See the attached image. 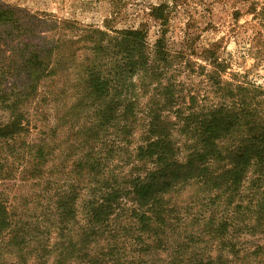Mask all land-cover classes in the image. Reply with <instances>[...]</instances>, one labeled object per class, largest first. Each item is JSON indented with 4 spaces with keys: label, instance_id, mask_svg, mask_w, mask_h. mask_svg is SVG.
<instances>
[{
    "label": "trees",
    "instance_id": "obj_1",
    "mask_svg": "<svg viewBox=\"0 0 264 264\" xmlns=\"http://www.w3.org/2000/svg\"><path fill=\"white\" fill-rule=\"evenodd\" d=\"M149 14L161 21L152 48L145 27H81L53 16L40 30L0 4V264H220L161 235L172 218L163 196L190 181L229 207L251 173L257 220L264 214V88L224 79L211 48L205 87L188 88L178 76L190 66V34L173 49L164 6ZM36 121L40 135L28 138ZM13 180L54 192L18 198L6 191ZM223 210L214 222L211 207L206 226L226 245L228 228L247 226ZM120 216L138 221L135 240L151 255L164 246L168 259H129L133 250L118 247Z\"/></svg>",
    "mask_w": 264,
    "mask_h": 264
},
{
    "label": "rangeland",
    "instance_id": "obj_2",
    "mask_svg": "<svg viewBox=\"0 0 264 264\" xmlns=\"http://www.w3.org/2000/svg\"><path fill=\"white\" fill-rule=\"evenodd\" d=\"M0 4L14 8L26 20L31 18L33 24L40 23L38 26L40 30L46 29L47 25L43 23L45 20L52 24L54 17L58 20H74L81 27L103 26L105 21L113 29L145 27L150 48L160 35L161 21L149 13L154 7L163 5L169 47L173 49L181 47L183 39L188 34L192 38L183 59L186 61L188 58L190 66L178 76L185 86L201 89L205 87L206 80L203 75L205 70L201 66L209 69L208 61L204 57L205 50L211 48L226 66L224 79L250 82L264 88V0H0ZM76 67L74 65L70 70L72 81L75 78L76 72L73 71ZM49 120L51 125H54L53 118ZM35 124L28 138L33 139L40 135L39 129L44 122L36 121ZM65 132L64 129L58 132L57 136L64 139ZM106 137L109 141L113 139L110 134ZM57 148L56 153H59L61 148L59 146ZM186 151L184 150L182 156ZM252 179L253 175L248 173L243 180L240 193L229 207L221 204L224 202L222 198L220 201L216 199L212 204L197 181L179 185L173 192L164 195L162 204H168L172 210V218L170 217L171 221L167 228L168 237L163 236L164 232L161 233L164 241L168 242L169 237L174 235L184 243L187 251L200 261L209 259L220 264H264V214L257 220V198H254L253 193L258 185L252 183ZM7 186L6 191L12 194L19 192L18 198L54 192L41 183L27 184L13 180L8 182ZM81 195L83 199L88 197L86 192ZM124 200L126 199H119L121 203ZM211 207L217 212L214 222L222 217L223 211H226L223 209L226 208L231 217H235L231 222L246 225L247 228L241 226H234L236 230L228 228L230 231L227 244L221 245V238L213 235L206 226ZM159 212L162 219H166L167 225L168 214ZM125 217L118 219L115 230L118 247L124 245L133 250L128 254L129 259L135 263L167 260L168 250L163 248L164 246L157 256H153L150 250H146L148 247L145 242L135 240L137 238L135 226L139 228L141 225L138 221L136 225L131 224ZM144 238L146 242L149 241L146 234ZM135 251H139L140 255L134 254Z\"/></svg>",
    "mask_w": 264,
    "mask_h": 264
}]
</instances>
